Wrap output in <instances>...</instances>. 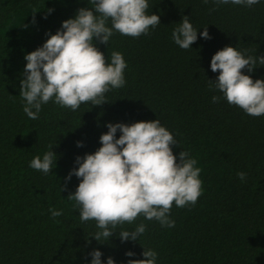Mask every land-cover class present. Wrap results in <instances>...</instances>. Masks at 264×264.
<instances>
[{
    "label": "trees",
    "instance_id": "trees-1",
    "mask_svg": "<svg viewBox=\"0 0 264 264\" xmlns=\"http://www.w3.org/2000/svg\"><path fill=\"white\" fill-rule=\"evenodd\" d=\"M82 7L91 5L88 0H0V264H91L95 249L103 264L109 256L127 264L144 259V247L157 252L156 264H264V116L246 114L209 88V79L219 75L210 68L218 50L233 46L246 56H264V0L250 7L149 0L147 13L157 14L160 24L148 35L114 32L109 44L94 39L107 62L113 51L123 55L125 85L107 92L102 105L81 104L75 111L49 101L32 120L19 95L24 57ZM183 16L197 29L189 49L171 38ZM205 27L211 39L200 36ZM242 71L264 79V65ZM214 95L221 97L218 103L212 102ZM155 119L177 141L171 145L177 162L183 150L197 161L201 195L195 205L173 203L174 227L140 216L98 242L92 236L99 230L95 221L81 222L68 199L80 180L66 177L79 166L77 156L101 146L109 122ZM120 134L117 130V138ZM51 150L57 160L49 174L29 167L35 156ZM238 171L247 173L245 181ZM50 208L62 215L53 218ZM141 223L146 232L139 239L121 241V229ZM127 251L135 255L126 256Z\"/></svg>",
    "mask_w": 264,
    "mask_h": 264
},
{
    "label": "clouds",
    "instance_id": "clouds-1",
    "mask_svg": "<svg viewBox=\"0 0 264 264\" xmlns=\"http://www.w3.org/2000/svg\"><path fill=\"white\" fill-rule=\"evenodd\" d=\"M211 2L216 6L232 3L250 7L260 0ZM202 3L208 4L209 0ZM88 4L91 7L79 8L74 18L64 20L61 29L49 34L42 46L24 57L27 63L19 95L24 113L32 120L39 118L42 105L49 101L73 111L81 104L107 102V92L125 85L127 64L119 51H113L107 62L94 39L109 44L114 32L137 38L148 35L150 28L160 24L157 14L147 13L149 0H88ZM200 36L211 39L207 27ZM171 38L180 48H191L197 40V29L188 16L182 17ZM257 65H264V56H246L236 47L225 46L211 58V71L219 75L215 80L209 79L210 90H219L230 105L250 116H264V79L253 80L242 71L247 68L251 73ZM220 99L214 95L212 102ZM107 128L100 136L101 146L93 153L77 156L75 163L79 166L66 177L70 180L74 174L80 180L68 199L74 202L73 208L79 209L81 222L95 221L99 230L92 236L101 243L107 242L118 226L131 225L140 216L174 227L175 221L169 218L173 203L179 208L195 205L201 195L197 161L183 150L177 162L171 147L177 141L158 119L131 124L109 122ZM117 130L121 133L118 138ZM77 146L82 147L83 143L77 141ZM56 160L54 151H46L42 158L35 156L29 167L49 174ZM237 176L245 181L247 173L238 171ZM49 211L53 218L62 215V210ZM145 232L146 226L141 223L134 230L121 229L118 235L122 242L136 241ZM90 255L91 264H103L99 249ZM125 255L135 254L127 251ZM142 255L144 259H130L127 264H156L155 250L144 247ZM106 264L116 262L109 256Z\"/></svg>",
    "mask_w": 264,
    "mask_h": 264
}]
</instances>
